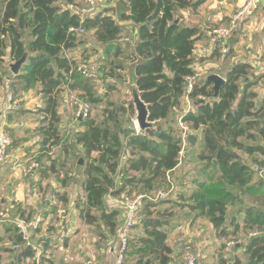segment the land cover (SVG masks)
<instances>
[{"label": "trees", "instance_id": "16d2710c", "mask_svg": "<svg viewBox=\"0 0 264 264\" xmlns=\"http://www.w3.org/2000/svg\"><path fill=\"white\" fill-rule=\"evenodd\" d=\"M202 3L203 0H117L111 12L104 10L95 17L82 18L71 9L82 8L81 0H0V65L17 61L29 51L26 63L11 83L21 90L37 89L44 100L38 110L42 118L37 128L42 136V151L61 144L59 107L65 90L79 91V96L90 103L101 104L117 89L109 82L103 97L95 91L97 81L77 70L78 60L68 56L67 51L84 41L72 28L82 26L91 33L93 43L103 46V55L97 61L102 62L101 72L107 69L106 75L111 78L121 77L119 71L127 63L140 60L136 66L137 84L143 100L150 105V120L165 123L138 133L132 127L134 106L111 102L102 107L100 118L82 120L84 129L72 136L75 146L67 143L64 147L82 170L84 198L77 203L80 216L96 228L101 241L117 238L120 224L121 211L108 208L107 197L142 196L140 220L135 225L140 231L129 237L124 264H175L168 227L178 206L188 209L194 217L207 219L219 236L248 235L244 245H235L243 254L221 258L219 264H264V181L252 185L256 171L235 152L264 156V104L257 102L253 66L244 62L227 73L217 98L213 82L207 78L196 81L188 90V77L195 75L200 29L184 24L180 11H196ZM126 21L137 27L132 51L118 43ZM184 97L196 107L181 114L190 132L177 126L174 116ZM197 131L203 135L197 156L204 162L205 174L214 170L210 182L195 179L190 192L183 191L176 200H152L160 187L171 185L170 174L181 162L185 137L193 148L198 141ZM79 152L84 154L82 163ZM46 171H57L54 160L44 165L41 176L46 177ZM69 179L66 176L61 185L66 187ZM56 195L59 203H68L67 192ZM246 197L251 205L238 217L232 216L228 225L229 207ZM2 228H10L12 233L8 238L0 234V264H28L36 251L24 245L13 222L4 221ZM7 241H11L9 247L5 246ZM34 241L43 248L49 245L45 239ZM15 245L20 248L15 249ZM3 253L11 254L8 262H2Z\"/></svg>", "mask_w": 264, "mask_h": 264}, {"label": "crops", "instance_id": "0c3cea01", "mask_svg": "<svg viewBox=\"0 0 264 264\" xmlns=\"http://www.w3.org/2000/svg\"><path fill=\"white\" fill-rule=\"evenodd\" d=\"M246 1L247 0H203V3L196 11L184 9L180 11V15L182 16L184 24L198 27L200 29V35L195 50V73L201 70L200 73L207 78L209 74L217 72V74L226 78L227 73L235 65L243 62L249 63L253 66L252 76H254L257 81L255 85V90L258 94L257 102L258 104H264V70H262L264 68V0H258L252 13L243 21L240 28L229 41L231 51L229 54H222L221 41L216 39L212 34H208V31L206 30V28L212 23L218 25L228 23L232 13L240 8ZM114 6L115 4L109 6L106 12H111L110 10ZM122 25L125 28V32L118 43L132 51L137 42V27L134 23L128 21L123 22ZM133 28L136 32L134 33V38L128 40L130 37L129 33H131L130 31ZM98 46L101 50L100 53L103 54V46ZM93 47H96V45H93ZM199 50L203 53V57H198L202 56L198 54ZM217 59L225 62L222 71L211 70L202 73L204 66H201V64L205 62H213ZM131 63L132 62L129 64ZM7 66H9V60L7 61ZM127 72L128 69L126 70V75ZM14 76L15 75L11 72L9 67L6 70V73H0V87L1 89L2 87L5 88V90H0V107H3L6 96L8 92L11 91V78ZM105 76L106 73L102 71L100 80ZM111 79H116V77ZM31 91L32 89L30 91L28 90L26 92L27 96L22 97L21 106L17 110L9 111L7 114V128L13 136L14 143L10 150V159L0 166V180H3L5 177L3 172L8 170V172L11 173V176H13V173L14 175L19 174L18 185H23L25 189L22 194H18L20 192L0 194V206L13 204V201H18L20 213H28V215L32 217H41L42 221L40 224V230L37 231L34 236L49 241V245L46 248H43L45 250L44 256L47 257L44 261L45 264H114L116 261L119 241L115 237L113 240H110V244L107 247V241H101L99 232H97L96 229L94 231L92 228L93 226L87 224L80 216V210L78 209L77 204H75V207L58 209L53 212L46 211L44 213L32 203L36 196L40 194L38 190L40 191L43 187L42 185H44L43 183L46 179V177L41 176L40 171L44 168V165H49L50 163L46 162L44 155H42V136L37 130L42 118L41 113L38 110L44 105V100L42 96L39 95L38 91L36 93L38 94V97L33 95V97L29 99L32 95ZM23 102H25L24 105ZM61 105L60 101V122L64 124L61 133H66L72 137L75 132L82 131L84 127L81 125V120H78L75 117L72 108L65 109L63 105ZM181 106H184L185 110H187V108L193 111L196 109L187 97L182 99ZM30 114H34L35 117L31 118ZM62 124L59 123V127ZM176 125L178 126V121H176ZM195 134L197 137H199V135L200 137L202 136L203 139L201 131H197ZM200 137L199 139H201ZM187 143L188 141L184 142V145ZM35 158L41 159V167L34 173H31L32 175H29L30 173H26L23 170V166L27 165ZM50 172L51 171H46V174H49ZM76 180H73L75 184L72 187H70L72 184L70 186L67 185L66 187L61 185L60 189L55 190V195L57 192H67L68 201L71 198V193H74L73 199L78 200L79 198L80 200V198H84V192L82 190L83 176L82 178H76ZM9 182L10 184L15 183V181L11 179ZM50 189L52 190L53 188ZM107 202L115 203V200L112 196H109L107 197ZM59 217H65L66 222H64L63 225H59ZM3 222L4 221H0V234L8 238L12 232L9 231L10 228H2ZM34 239H36V237H34ZM10 244L11 241H7L5 246L9 247ZM47 252H50L49 254L51 256H48ZM2 255L11 256V254L8 253H3ZM58 255H60V258H58ZM8 261L9 259L3 263Z\"/></svg>", "mask_w": 264, "mask_h": 264}, {"label": "rangeland", "instance_id": "374dc122", "mask_svg": "<svg viewBox=\"0 0 264 264\" xmlns=\"http://www.w3.org/2000/svg\"><path fill=\"white\" fill-rule=\"evenodd\" d=\"M115 2L116 0H98V6L103 11L105 9L107 10L109 6H113ZM71 9L73 11L78 12L80 8L72 6ZM215 26H218V24L212 23L206 28L208 34L212 33V30ZM130 32L131 33H129L130 37L128 38V40L130 39L132 40L134 38V33H136L134 28ZM79 39L83 40L84 44L74 50L67 51L68 56L77 59L79 62L78 64L80 65L88 64L90 62H96V60H99L100 56L103 54L100 53L101 50L98 46L99 44L92 42L91 33L85 32L83 34H80ZM93 45H96V47H93ZM83 50H86V53L84 55L82 54ZM221 50L223 52L222 53L223 55H227L231 52L230 49L229 52H225L223 45L221 47ZM198 54L202 55L203 53H201L199 50ZM198 57L199 58L203 57V55ZM99 64H101L102 66V62H100ZM224 64L225 62L218 59L214 60L213 62H205L201 64V66H204L203 67L204 70L202 71V73L211 70L222 71L224 69ZM129 65L130 64L127 63L126 69L119 71L121 77H117L116 79H111L109 76L106 75L107 77H104L102 80L96 82L97 86L95 87V91L98 94H102L103 97H105L106 87L109 82L115 84L117 86V89L115 91H112L109 96H106L103 103L101 104L92 103L93 109H92L91 118L93 117L100 118L102 107L105 106L107 103L115 102V104H130L133 97H132V92L129 90L130 84L128 83L129 82L128 76L126 75V70L128 69ZM8 67L9 66H7V63L1 64L0 73L1 74L6 73ZM109 68L110 67L108 66V69ZM103 72L107 74V69L106 70L104 69ZM200 72L201 70L195 73L197 74L195 79L196 81H202L205 78V76L202 75ZM13 78L14 77L11 78V81L13 80ZM0 90H5V88L2 87L1 89L0 87ZM11 90L15 92L19 105L21 106L22 97L27 96L26 93L27 91L21 90L17 86H11ZM67 91L68 90H65L62 93L61 96L62 105H63L62 103L63 98ZM31 93L32 95L29 97V99H31L33 95L35 97H38V94H36L37 89H32ZM76 94L80 95V92L76 91ZM24 104L25 102H23V105ZM184 110H185L184 106H180L179 110L177 111L175 110L174 116L178 117L180 114L183 113ZM30 117L34 118L35 115L30 114ZM135 119H136V113L133 116L132 127L137 130ZM162 122L165 123V120ZM164 123H162V125ZM190 131H191L190 129L187 130V132ZM62 135L63 136H61L60 145L53 146L50 151H43L45 161L50 163V160H54L57 169L56 172H50L46 176V179L43 183L44 185H42L43 187L40 189L41 192L38 190L40 194L37 195L32 202L36 208L40 209L44 213L46 211H54L63 208L75 207V204H77L79 200V198L78 200L73 199L74 193H71V198L69 199L68 203L63 204V203H59L55 195V190L61 188V182H63V180H66V176L71 177V179H69L67 182L69 186L72 184L70 187L74 186L75 184L73 180L75 181L76 178L79 177L82 178V170L76 167V165L74 164L75 159L73 155H69L70 154L69 152L67 154L64 152L66 151L64 150L65 144L69 143L71 144V146L74 147L75 146L74 141L72 140V137L70 135H67L66 133H63ZM199 137H198V142L196 146L193 147V149L189 148L190 147L189 143L184 145L185 148H184V152L182 151L181 162L177 167V169L170 174L171 185L170 186L163 185L162 187H160L158 191L152 194V198H153L152 200L157 202L160 200H165L167 198L176 200L177 198H179L178 194L182 193L183 191L187 194L190 192V190L194 187L192 185V182L195 179H203L206 180L207 182H210L211 173L213 174L214 170L212 169V171H209L210 173L208 174H205L204 172V168H205L204 162L199 160L197 156L202 148L201 145L203 141L202 136L200 137L201 139H199ZM185 138L187 141L188 140L187 136ZM262 143L264 144V141H262ZM235 152L238 153L243 159H245L256 171L255 179L253 180L252 185L255 184L256 186H258L259 184H261L264 181V156L260 154H256L255 156L250 157L242 151L235 150ZM79 155H82L81 160L84 161V154L82 152H79ZM35 160H38V158H35ZM3 174H5V177L3 180H0V194L3 193L10 194L14 192H20L18 194H22L24 192L25 187L23 185H18L19 174L14 175L13 173V176H11V173L8 172V170H6V172H3ZM10 179L14 180L15 183L10 184L9 182ZM50 188L53 189L51 190ZM170 188H173V190L169 191ZM160 192L166 193L165 199L158 197V194ZM140 197L142 196H140L139 194H133L132 196L129 197L122 196L121 198L114 199L115 203H108L107 205L108 208L111 209L116 207L122 213V215L119 217L120 219L119 229L122 223L124 222L127 214L125 204H127V202L137 200ZM141 199L139 200L140 204L142 203ZM251 203L252 202L249 201V198L246 197L245 201L238 202L237 204L230 206L228 212L227 224L228 225L230 224L232 216L238 217L241 210L251 205ZM0 210H3L5 213L11 216L12 219H16L19 216H28L29 218H32V216L28 215V213L22 214L19 212L18 201H13V204H8V205L5 204L3 206H0ZM139 217H138V222L140 220ZM64 222H66L65 217H59V225H63ZM92 228L95 231L96 228H94V226ZM168 229H169V244L174 248L175 251L174 260H173L175 264H179L183 261L185 262V264H187V261L189 262L190 259H193V264H219L221 258H230L238 255L241 256L243 254V250L242 249L236 250L235 245L237 246H239L240 244L244 245L248 239V235H245L243 233H240L237 236H230L227 238L219 236V232L216 229H214V227L207 219L194 217V214L190 213L188 209L182 208L180 206L175 208V216L170 219ZM229 229L232 230L233 227H229ZM138 231L140 230H138L136 227L132 229V233L135 232L137 233ZM35 237L36 239L40 238V237L38 238L37 236ZM116 239L119 241V235L117 236ZM109 244L110 242H106L107 247L109 246ZM37 252H39L41 255V259H40L41 263L45 264L42 262V254L45 252L43 247L39 245V249ZM49 253L47 252L48 256H51ZM8 258L9 256L3 255L2 262L6 261ZM58 258H60V255H58ZM29 260L31 261H28L29 262L28 264H36L32 261V258Z\"/></svg>", "mask_w": 264, "mask_h": 264}, {"label": "built area", "instance_id": "2783aa9c", "mask_svg": "<svg viewBox=\"0 0 264 264\" xmlns=\"http://www.w3.org/2000/svg\"><path fill=\"white\" fill-rule=\"evenodd\" d=\"M84 3V6L78 10V13L82 18L95 17L102 12L98 6V0H81ZM258 0H247L240 8L235 10L229 18L228 23L215 26L212 30V35L221 41L224 46V51L229 52L230 46L229 41L233 38L236 31L240 28L243 21L252 13ZM71 31L80 35L86 32V30L81 26L79 28H72ZM90 62L88 64L80 65L78 64L77 70L86 78H91L96 81H99L101 78V64L100 62ZM264 70V68L262 69ZM196 76L188 77V90L193 88V84L196 82ZM63 107L65 109L72 108L74 110L75 117L78 120H86L92 115V103L87 101L85 98L77 95L74 91L68 89L63 98ZM20 107L17 100L15 92L12 90L8 92L6 96L5 103L3 107H0V166L10 159V150L13 147L14 139L7 128V114L9 111L18 109ZM179 109H176V111ZM187 110H190L187 108ZM187 110H184L187 111ZM178 125L184 132L189 130V126L181 120V114L177 117ZM62 124L60 130L63 128ZM123 160L126 159V156L122 157ZM40 168V162L38 160L32 159L27 165L23 166V170L26 173H34ZM171 188L169 191H172ZM158 197L162 199L166 198V193L160 192ZM133 200L125 204L127 211L124 222L122 223L118 235L119 242L117 246L116 261L114 264H124L126 254L128 251V240L132 234V229L138 223V217L140 210L142 208V203L140 204L139 200ZM142 202V199H141ZM122 215V213H121ZM0 221H9L13 222L17 228L18 233L22 236L25 246H31L36 254L32 258L33 262L36 264H42L40 259L41 255L38 251L39 246L34 241V235L37 232V229L41 224V217L35 216L29 218L28 216H19L16 219H12L7 213L3 210H0ZM15 249H19L20 245H15ZM187 264H193V259L187 261Z\"/></svg>", "mask_w": 264, "mask_h": 264}, {"label": "water", "instance_id": "95a60500", "mask_svg": "<svg viewBox=\"0 0 264 264\" xmlns=\"http://www.w3.org/2000/svg\"><path fill=\"white\" fill-rule=\"evenodd\" d=\"M177 22L179 19L177 18ZM29 51L26 50L25 54L17 61H9V67L11 72L16 76L19 74L22 66L26 63L28 57H29ZM140 60H136L132 62L128 68V79L130 84V91L132 92V101L130 104H132L135 108L136 113V128L138 133H146V131L150 128H158L162 125V121L164 120H158V121H151L150 120V105L146 103L142 98V92L140 91L138 84H137V74H136V66L139 63ZM208 80H211L213 82V90H214V97L219 96V91L221 86L226 82V78L221 76L220 74L213 73L207 76ZM80 163H82V160H80Z\"/></svg>", "mask_w": 264, "mask_h": 264}]
</instances>
